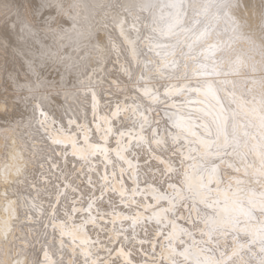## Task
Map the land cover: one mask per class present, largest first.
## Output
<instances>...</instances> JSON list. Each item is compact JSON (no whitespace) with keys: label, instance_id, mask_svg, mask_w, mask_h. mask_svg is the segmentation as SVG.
Listing matches in <instances>:
<instances>
[{"label":"bare ground","instance_id":"1","mask_svg":"<svg viewBox=\"0 0 264 264\" xmlns=\"http://www.w3.org/2000/svg\"><path fill=\"white\" fill-rule=\"evenodd\" d=\"M23 2L15 0L17 4ZM62 3L60 23L68 33L67 41L63 40L58 49L43 27L34 30L35 36L14 37L9 44L2 30L11 21L0 15V40L6 46L0 48V63L5 60L0 67V93H7L9 100L5 105L0 97V264H45V252L48 264L62 257L70 264L77 255L82 261V253L89 248L105 259L112 246L100 243L99 234L104 231L105 240L110 242L114 237L116 243L120 241L118 249L126 246L132 251L135 257L132 264H261L264 261V0H62ZM99 4L115 7L102 11L89 7ZM144 4L151 7L142 8ZM174 4L182 7H171ZM225 4L229 7H220ZM124 9L129 16L122 35L121 26L116 25L113 31L111 21L117 13L124 20ZM194 19L199 21L197 32L204 33L198 44L193 43L197 35L188 31ZM129 29H133L131 36ZM140 32L142 35L138 37ZM83 33L90 36L81 41ZM150 36L152 39H148ZM137 39L139 45L133 53L129 41ZM85 46L87 50L82 51ZM210 49L215 51L213 56ZM73 52L80 54L74 56ZM66 57V62L54 63L55 58ZM86 57L90 59L85 60ZM37 73L44 83L51 79L57 82L45 83L47 89L42 91L48 117L39 132V115L33 120L31 106L15 98L30 93L25 90L20 96L12 95L13 88L16 92L19 89L14 84L17 76L23 85L29 77L35 80ZM105 74L111 78L105 79ZM118 78L119 85L110 88L108 81L115 84ZM101 90L109 97L115 95L119 107L112 108L106 102L107 113H100L99 103L106 97H100ZM74 96L87 98L85 106L79 108L80 113L69 101ZM189 102L194 106L188 105ZM87 104L92 108H87ZM5 108L7 116L3 114ZM118 108L125 116L130 110L137 113L130 127L119 131L120 126L110 123L111 114L119 112ZM89 110L96 117L93 121L85 116ZM128 130L132 132L129 141L140 135L141 139L144 135L147 139L149 146L145 143L142 147L145 151L140 149L146 155L141 162L145 165L146 161H155L143 167L149 171L139 172L140 178L133 175L131 182L124 164L131 156L126 155L123 140H118ZM95 133L100 138L94 136L96 142L92 140ZM25 140L26 147L21 145ZM98 140L105 142L106 147ZM46 142L51 147L48 144L44 149ZM170 148L179 156L177 166L172 153L165 155ZM53 152L60 159L56 161L58 166L50 170ZM74 156L89 159L90 166L80 170L82 166L74 164ZM161 158L164 163L158 168ZM165 177L170 178L162 183ZM61 181L70 186L69 190L61 186ZM176 182L180 184L176 186ZM146 183L148 193L141 188ZM102 184L110 187H105L100 202L97 188ZM166 186L169 192L155 194ZM88 188H92L96 198L91 193L85 195ZM61 191L64 195L71 191L76 195L67 202L66 199L59 210L54 205L56 199L51 202L53 206L48 201ZM120 193L127 196L123 203ZM148 195L159 199L152 202ZM171 197L182 201L177 220L175 211L164 208L168 204L164 198L173 204ZM184 219L195 225L194 232ZM148 227L154 234L151 248L145 250V240L151 239L148 231L144 233ZM184 239L186 244H180ZM147 251L149 254L144 253ZM134 252L139 255L142 252V258H136ZM105 264H110V260L105 259Z\"/></svg>","mask_w":264,"mask_h":264},{"label":"snow or ice","instance_id":"2","mask_svg":"<svg viewBox=\"0 0 264 264\" xmlns=\"http://www.w3.org/2000/svg\"><path fill=\"white\" fill-rule=\"evenodd\" d=\"M73 7H76V5H73ZM89 7H97L101 11L105 8H113L114 5L111 4H99ZM142 8H149L151 5L144 4L141 6ZM171 7H182V5H171ZM220 7H229V5L225 4ZM13 9H15V12L13 13ZM0 12H3L5 16H8L11 23H6L4 29L2 30V34L4 38L8 41L9 44L13 42L14 37H21L24 39L31 38L36 35V32L34 30H37L41 27H43L46 30V34L50 36L53 42V46L59 48V45L63 43L64 37L67 35L66 29L62 26L60 23V20L63 15V3L62 0H24L22 4L15 3V0L13 2L9 3L8 0H0ZM47 13V15H45ZM123 15L125 16L124 20L120 19V14L117 13L112 17V26L113 31H115L116 25L121 26V34L123 35V29L127 25L128 20L127 17L129 16V12L127 9H124ZM196 15L198 16L199 13L197 12ZM193 27L189 28L188 31L190 33L196 34L197 39L193 41L194 44H198L200 42V37L204 35V33H198L197 29L199 28V21L194 19L193 20ZM148 29V25L144 26V30ZM133 29H129L128 36H131ZM151 31L154 33L155 28L153 27ZM169 31H172V25H169ZM142 35V32L138 33V37ZM90 36V33H83L80 36V40L83 41L87 37ZM168 38V37H165ZM148 39H152V37H148ZM129 43L132 45L133 53L135 52L136 47L139 45V39L136 41H129ZM0 46H5L4 40H0ZM189 48L192 47V44L188 45ZM45 49H41V51H44ZM82 51L87 50V46L81 49ZM67 51V49H65ZM210 55H214V50H209ZM49 55L51 53L49 52ZM90 59V57H86L85 60ZM131 64V61H129V66ZM107 71V68L104 69ZM127 69H125V72L123 75H125ZM86 74V73H85ZM127 79H131L132 77L126 76ZM107 79V77H105ZM16 83L17 87L20 89L21 92L27 91L30 93L28 96H21L20 101H26L28 105L32 108V119L36 120L37 115H39V120L37 121L38 127L37 132H39V129L41 127H45L47 123V117L48 113L46 111V97L42 93V89L46 90L47 85L44 83V81L41 79V75L37 73L36 79L32 80L31 77L28 78L27 82L23 85L19 84V78L16 77ZM110 88L118 86L119 85V78L117 79L116 83L114 84L113 81H108ZM16 88H13L12 95L15 96ZM0 97H3V102L5 105L9 102L8 100V94L7 93H0ZM18 107V104H17ZM119 111V108L117 109ZM4 115H8L7 108L4 110ZM29 127H31V123L29 124ZM119 131V129H117ZM47 130L45 128V134ZM122 135V133H121ZM33 139H36V137H33ZM57 146H59V142H56ZM135 144L133 143L128 149L124 150L126 152V155L131 156L132 160H142L143 157H136L135 155H132V147H134ZM49 147H51V144H49ZM119 155V151L117 153ZM60 157L56 156L53 152L52 159L49 161V169L52 170L58 165L56 164V161H58ZM120 159L123 161L124 157L121 156ZM155 161H146L145 167H148L151 163H154ZM129 163V172L131 174V168L132 164L131 161ZM164 163L163 158L160 159V161L157 163V167L159 168L160 165ZM57 180L60 179V177L57 175ZM65 180L68 179L67 176L64 178ZM74 183V181H73ZM61 186L65 189H68L70 186L68 184H64L63 181H61ZM79 187V186H77ZM105 187H110L108 184H102L97 188V191L100 192V197L97 198L100 202H103V194ZM123 187V185H121ZM88 193L92 194L93 198H96V193L92 190V188H88L85 195ZM115 194L114 192L112 193ZM73 195H75V192H73ZM7 198V194L5 196ZM66 198V197H65ZM121 202L123 203L124 200L127 199V196H125L123 193H120ZM167 202V201H165ZM89 209L92 208V201L88 202ZM111 207V205H109ZM132 223H135V221H132ZM134 230V229H133ZM117 243H120L118 240ZM83 247V246H82ZM94 247V245L92 246ZM53 256L56 255L55 252L52 253ZM83 260H80V256H75L70 264H105V259L110 260V264H132L135 257L132 256L131 252L127 250L126 246H121L119 249L114 245L109 250L107 257L105 259H101L98 257L97 253H94L91 251V248L87 252L82 253ZM93 257H96V259H93ZM38 264V262H37ZM45 264H48V255L47 252H45ZM52 264H68V262L62 257L59 259H56L52 262ZM261 264H264V261L261 262Z\"/></svg>","mask_w":264,"mask_h":264},{"label":"rangeland","instance_id":"3","mask_svg":"<svg viewBox=\"0 0 264 264\" xmlns=\"http://www.w3.org/2000/svg\"><path fill=\"white\" fill-rule=\"evenodd\" d=\"M108 3V2H107ZM0 15H2L3 17H4V19L6 18L7 19V17L3 14V13H1ZM71 16V15H70ZM71 19H73V20H75V17H74V15H72L71 17H70ZM40 30L42 29V27L41 28H39ZM38 29V30H39ZM37 31V30H36ZM67 31V30H66ZM67 33H68V31H67ZM52 40V39H51ZM63 40H65V42L67 41V37H64V39ZM52 42V41H51ZM53 43V42H52ZM165 43V42H164ZM62 44V43H61ZM2 46H0V48H1ZM49 48V47H48ZM51 48H52V45H51ZM54 48H55V46H54ZM82 52V51H81ZM74 56L76 55V56H79V54L80 53H78V52H73L72 53ZM71 54V55H72ZM1 55V54H0ZM72 55V56H73ZM1 57V56H0ZM1 59V58H0ZM69 59V58H68ZM60 60H62V61H60ZM67 61V57L66 58H64V59H56L55 58V62L54 63H56V62H66ZM5 62V60L4 61H2L1 60V63H0V67H3L4 66V63ZM1 64H3V65H1ZM54 66V65H53ZM1 71V70H0ZM114 73H115V71H114ZM114 73H112L111 75H113ZM106 75V74H105ZM61 77V76H60ZM106 77L108 78V79H110L111 78V76H108V75H106ZM61 79V78H60ZM54 81V82H53ZM45 83H57L54 79H51L49 82H46L45 81ZM14 84H15V86L17 85V83H16V80H14ZM21 85H22V83H20ZM51 85V84H50ZM17 87V86H16ZM18 90V92H16L17 93V95L18 96H20L22 93H20L21 91H20V89H17ZM42 91H44L45 92V90H42ZM61 91V90H60ZM62 92V91H61ZM43 93V92H42ZM101 94H100V97L102 98H104L105 96V98L103 99V101H100V102H102V103H99V106H100V108H99V112L100 113H103V112H105L104 114H106L107 113V105H108V103L107 104H105L106 102H109V105H110V107H112V108H115L116 106H118L117 105V102H116V100H114V99H116V97L114 98L113 96H115V95H113L112 97H109L108 95H107V92L105 91V90H101V92H100ZM20 94V95H19ZM108 96V97H107ZM117 96V95H116ZM17 100L18 99H20V97H15ZM79 99H80V101L82 102H80L79 101ZM83 99H84V101H83ZM87 100V98H85L84 96H74L73 97V101H71V100H69L70 102H71V105L73 104V106H72V108L73 109H76L77 107V110H76V112H78V113H80V110H81V108H83L82 106H85V105H83L84 103H86L85 101ZM120 99V98H119ZM197 99V98H196ZM196 99H193V100H196ZM79 102V103H78ZM116 102V103H115ZM129 102V101H128ZM133 102V101H132ZM194 102V101H193ZM88 103V102H87ZM145 103V102H144ZM143 103V104H144ZM75 104V105H74ZM104 104H105V106H104ZM131 104H133V103H130V105ZM146 104V103H145ZM88 105V107L87 108H92V107H89V105L90 104H87ZM188 105H192V106H194V104H192V103H188ZM81 106V107H80ZM91 106V105H90ZM119 107V106H118ZM79 108H80V110H79ZM193 110H191L190 112H192ZM88 112H90V113H86L85 114V116L86 117H88L89 116V120L90 121H93V120H95L96 119V117L94 116V115H92L91 114V112H92V110H89ZM149 113V112H148ZM155 113V112H154ZM154 113H151V115L153 116L154 115ZM112 116H111V124L112 125H114V126H117V127H119L120 126V129L119 130H122V128L123 127H130V123L131 122H133V119L134 118H136V116H137V113L134 111H132L131 112V110H130V113H129V115L128 116H125L124 115V112L122 111V110H120L119 112H116L115 114H111ZM93 116V117H92ZM122 116V117H121ZM79 117V116H78ZM151 116H150V114H149V118H150ZM131 119V120H130ZM150 119H152V118H150ZM139 120V119H138ZM140 121H141V119H140ZM124 124V125H123ZM122 125V126H121ZM116 128V127H115ZM135 129H133L132 130V132L134 131ZM128 132V134L127 133H125L126 135L124 136V137H121V136H118L119 138H118V140L119 139H122L123 140V148L125 149V147H126V149H128L133 143L132 142H134V141H136V140H139V141H141L142 140V143H134L135 144V146L134 147H132V151H133V153H134V155H136V157H146V155H144V154H142V152L140 151V149H142L143 151H145L142 147L144 146V144L146 143L147 145H148V142L146 141L147 139L145 138V135L143 136V134H144V132H141L140 134H142V136H143V139H141V135H140V137L138 138V139H131L130 141H129V135H130V133H132V132H130V130H128L127 131ZM139 133V132H138ZM96 134V133H95ZM93 135V141L94 142H96V138L97 139H100L99 137H98V135L96 134V135ZM96 138H95V137ZM124 138V139H123ZM117 140V139H116ZM129 142V143H128ZM98 143H100V144H102L103 145V147L105 146L106 147V145H105V142H103V141H101V140H98ZM104 143V144H103ZM128 143V144H127ZM49 144V143H48ZM47 144V142L46 143H44L43 144V148L45 149V147L48 145ZM139 146H141V147H138V145ZM21 145L22 146H24V147H26L27 145H28V143H27V141L25 140L24 142H22L21 143ZM41 146H42V144H40ZM49 146V145H48ZM149 146V145H148ZM145 149H148V148H145ZM149 149H151V147H149ZM38 150V149H37ZM113 151V154L115 153L114 152V149L112 150ZM140 152V153H139ZM170 153H172L173 154V156H175L174 158H175V162H174V164L177 166V164L176 163H179L178 161H177V159H178V157L179 156H176L177 155V153H176V151H174V150H172L171 148L170 149H168L166 152H165V155L167 156L168 154H170ZM99 155L101 154L100 152L98 153ZM75 157V156H74ZM87 157V156H86ZM86 161H85V160ZM74 164H76V166L77 167H79V165H81L82 167H80L79 169L81 170V169H83L84 168V166L86 165V166H90V163L88 162L89 161V159H87V158H82V159H79V158H77V157H75L74 159ZM129 161H131V164H133V163H136L135 164V167L133 168V166H132V168H131V175H130V172H129ZM84 162H86V163H84ZM138 162V163H137ZM139 162L142 164L141 166H140V164H139ZM124 164H125V166H126V169L127 170H125V171H127L126 172V177H127V175H128V173H129V175L128 176H130V178L129 177H127L128 178V180H129V182H131L132 181V176L134 175V176H137L138 178H140L139 177V172L140 173H143L144 171L146 172V171H149V170H144V163L143 162H141V160H132V157L129 159H126L125 160V162H124ZM178 168V167H177ZM179 169V168H178ZM172 173H174V172H172ZM81 174V173H80ZM151 174V173H150ZM83 174H81V177H83V178H85V175L84 176H82ZM77 176H79V175H77ZM97 176H98V174H97ZM119 176H120V178H121V175L119 174ZM100 178V177H99ZM137 178V179H138ZM170 177H165V178H163V179H161V182L163 183V181H164V179H169ZM176 179V178H175ZM140 180V179H139ZM179 183V182H178ZM178 183L176 182L175 184H176V186H178ZM180 184V183H179ZM137 186L139 187V184H137ZM147 186V183L144 185V186H142L141 187V185H140V187L141 188H143V190L145 191V187ZM70 188V187H69ZM69 188H68V190H69ZM162 192V193H164V194H166L167 192H169V190H168V187L166 186L165 187V189L163 190V189H161V190H157L156 191V195H158V193L159 192ZM175 191H177V190H175ZM158 192V193H157ZM64 192L63 191H61V193H56L53 197L51 196V199H50V202L48 201V203L50 204V205H52L53 206V204L54 203H51V202H53L55 199V201H57V202H55V206H57V209L59 208V210L61 209V207H60V205H62V203L64 204V202H65V200H66V202L68 201V200H70V198L72 199V198H74L75 197V195H76V193H75V195H73V194H71V193H73L72 191H71V195L70 194H63ZM110 194H112V192L110 191L109 192ZM145 193H148L147 192V190L145 191ZM71 197H70V196ZM137 195V194H136ZM60 196V198H58ZM62 196V197H61ZM69 196V197H68ZM149 196V195H148ZM57 197V198H56ZM66 197V198H65ZM152 200V202H154L157 198L159 199V196H155V200L153 199L154 197L152 196H149ZM62 198V199H61ZM172 198V197H171ZM53 199V200H52ZM78 199V198H77ZM166 198H164V201H168V204H166V205H164V208H167L168 209V211H170V212H172V213H174V211H175V215H174V217H175V219L177 220V219H179L178 218V215H179V211H180V208H181V202L180 201H177L176 200V198H172V200H173V204H172V202L171 201H169L168 199H166ZM52 200V201H51ZM63 201V202H62ZM116 201V200H115ZM72 203V201H70V202H68L66 205H69V204H71ZM175 206V207H174ZM171 207H172V209H171ZM171 209V210H170ZM62 213H63V210L61 211ZM163 212H165V211H163ZM178 213V214H177ZM162 214V213H161ZM187 218H189V217H187ZM186 221V222H185ZM183 222H185V224L186 225H191L190 224V221H189V219H184L183 220ZM187 223H189V224H187ZM195 225L193 224V225H191V227L189 228V229H191V232H194L193 231V227H194ZM187 227V226H186ZM165 229H166V227H164ZM149 232L148 233V237L149 238H151L152 237V235L154 234V231L153 230H151L149 227L144 231V233L145 232ZM167 232V231H166ZM105 234H106V232L104 231L102 234H99L100 236H102V238L101 239H103L102 241H101V239L99 240L100 241V243H104V242H106L109 246H113L114 245V237H113V240L112 241H107V240H105V238H104V236H105ZM150 234V235H149ZM95 236V235H94ZM97 237V236H96ZM182 238H184V236H182ZM182 238H180V240L182 239ZM189 238V237H188ZM147 239V238H146ZM99 241L98 240H96V242H98L99 243ZM183 242H181L180 244H183V245H185L186 244V239H184V240H182ZM111 242H113L112 244H111ZM144 243H146V245H145V247H144V249L145 250H149L151 247V243H152V238L151 239H147V240H145V242ZM115 246H118L119 244L118 243H116L115 242ZM118 244V245H117ZM146 246L148 247V248H146ZM183 249H185V248H183ZM138 250V249H137ZM104 251V250H103ZM134 251V250H133ZM139 251V250H138ZM132 252V251H131ZM144 253H148V251L147 252H144ZM143 253L141 252L140 253V255H139V253L137 254V253H135L134 252V255L136 256V258H142L141 257V255H142ZM149 254V253H148ZM138 256V257H137Z\"/></svg>","mask_w":264,"mask_h":264}]
</instances>
